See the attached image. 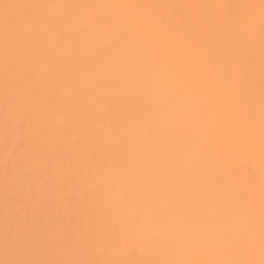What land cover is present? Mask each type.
<instances>
[{
	"label": "snow or ice",
	"instance_id": "snow-or-ice-1",
	"mask_svg": "<svg viewBox=\"0 0 264 264\" xmlns=\"http://www.w3.org/2000/svg\"><path fill=\"white\" fill-rule=\"evenodd\" d=\"M0 7L4 98L19 114L16 127H33V112L46 122L55 100L68 118L106 130L120 146L121 162L149 177L143 191L150 194L159 256L120 258L110 244V258H26L41 248L67 247L74 233L61 226L63 217L55 224L39 208L23 217L26 228L12 223L9 185L23 167L13 148L5 161V237L20 258L0 264H264V0ZM35 9L114 11L58 22L25 11ZM188 9L213 11L186 15ZM149 36L158 37L159 51L150 46ZM257 148L258 185L252 168L242 187L238 166L228 161L242 151L254 156ZM93 156L89 153V159ZM80 198L86 201L87 192ZM69 208L71 223L76 209L66 199ZM35 220L46 223L47 230L33 239ZM122 231V225H112L113 235ZM257 247L259 259L254 258Z\"/></svg>",
	"mask_w": 264,
	"mask_h": 264
},
{
	"label": "bare ground",
	"instance_id": "bare-ground-1",
	"mask_svg": "<svg viewBox=\"0 0 264 264\" xmlns=\"http://www.w3.org/2000/svg\"><path fill=\"white\" fill-rule=\"evenodd\" d=\"M243 2L258 3V0H0V5L3 3L212 4ZM9 11L15 13L17 10L10 9ZM25 11L55 17L59 22L61 19L67 20L72 16L109 15L114 10L35 9ZM209 11L213 10L188 9L185 10V14L192 15L195 12ZM3 13V7H0V15H3ZM161 14L166 13L162 11ZM146 39L150 46L159 51L160 41L158 37L149 36ZM76 40L77 37L73 36L69 42L67 50L69 57L74 55L73 49ZM51 55L53 57L57 55L55 48H53ZM2 62L3 52L2 47H0V232L3 231V236L5 235L6 224L5 161L7 154L15 148L18 157L23 160V167L19 170L17 177L10 183L9 191L19 188H23V190L20 191L22 193L18 194L14 201L9 199L7 212L8 214L15 213L12 216V223L21 225V221L26 214L31 217L33 210L39 208L54 223L61 224V218L63 217L61 226L74 233L73 239L67 247H53L51 250L41 248L38 251L35 250L34 254L28 255L26 258H110L112 255L110 244L116 246L120 258L131 260L159 258L153 246V216L148 210L150 194L143 191L144 186L149 183V177L143 173L130 171L121 162L120 146L109 139L106 130H97L90 124L82 123L74 117L68 118L66 113L61 110L63 106L55 100L49 109V117L46 122H44L41 113L33 112L31 115L33 127L29 128L26 123L24 129H18L16 124L19 114L14 110H9L5 104ZM258 66L259 54L257 51V73ZM258 97L259 85L257 80V102ZM6 126L7 132L5 131ZM158 126L161 129L164 128L163 124H158ZM89 153H94L93 158L89 159ZM208 162H211V157H209ZM228 163L238 166L239 171L236 180L242 187H246L248 184V170L254 168L258 185V148L254 156L242 151L237 154L234 160H229ZM8 166L9 168L12 167L11 160H9ZM45 168L47 171H45ZM41 189L42 191L38 192ZM81 191L87 192L88 198L86 201H81ZM33 195L36 197L35 201L32 199ZM66 199H70L76 209L73 214L75 219L71 223L67 220L71 209H65ZM21 202L31 205V209L27 213L21 211ZM52 204L57 206H50ZM53 207L62 210H59L58 214L50 215V208L53 209ZM45 224H41L39 220L34 221V226H40V235L46 234ZM113 224L122 225L123 231L118 235H113ZM21 226L27 227L25 225ZM92 226H96V228ZM48 236L51 239V234H48ZM5 244L7 242L3 245ZM133 244L135 255H130V245ZM3 245H0V251L3 249L2 252L5 253L4 251L8 248L7 252L9 254H6L11 255L12 259L20 258L15 254L13 255V247L7 245L8 247L3 248ZM2 252H0V255H3ZM254 258L259 259L258 247Z\"/></svg>",
	"mask_w": 264,
	"mask_h": 264
},
{
	"label": "rangeland",
	"instance_id": "rangeland-1",
	"mask_svg": "<svg viewBox=\"0 0 264 264\" xmlns=\"http://www.w3.org/2000/svg\"><path fill=\"white\" fill-rule=\"evenodd\" d=\"M43 188V187H42ZM21 190H23V188H19V189H14V190H10L9 191V199L10 200H12V201H14V199L17 197V195L18 194H20V193H22V192H20ZM43 190H45L46 191V189L45 188H43ZM42 191V189L41 190H38V192H41ZM17 200V199H16ZM50 206H57V205H54V204H52V205H50ZM20 207H21V211L23 212V213H27L30 209H31V205L30 204H28V203H26V202H21L20 203ZM54 208H56V207H53V209L52 208H50V211H49V214L50 215H52V214H58L59 213V210L61 211L62 209H54ZM25 210H27V211H25ZM54 223V222H53ZM55 224H58V223H55ZM40 227V226H39ZM39 227H37V226H34V229H33V232H34V235H33V239L35 238V236L36 235H40V228ZM93 228H96V226H92ZM4 228V227H3ZM44 228H46L47 229V224H45V227ZM42 229V228H41ZM2 230H4V229H2ZM39 230V231H38ZM5 233V232H4ZM0 238H1V240H0V245L2 244H4V243H6V237H4L3 236V231H1L0 232ZM7 245H9V246H11V247H14V246H12V245H10V244H5V245H3L2 247L3 248H6V246ZM8 247V246H7ZM10 247V248H11ZM133 247H135L134 246V244L133 245H130V248L131 249H135V248H133ZM8 249V248H7ZM7 249H6V251H4L5 253H3L2 251H3V249L0 251V252H2L3 253V255L1 254L0 255V261H5V260H12V258H11V255H8L9 253L7 252ZM5 250V249H4ZM9 251H10V249H9ZM52 252V251H51ZM51 252H50V254H51ZM6 253H8V254H6ZM13 253V252H12ZM11 253V254H12ZM35 253V250L30 254V255H32V254H34ZM5 254V255H4ZM49 254V255H50ZM53 254V253H52ZM13 255H14V253H13ZM12 255V256H13Z\"/></svg>",
	"mask_w": 264,
	"mask_h": 264
}]
</instances>
